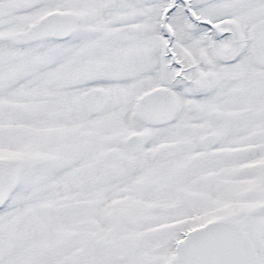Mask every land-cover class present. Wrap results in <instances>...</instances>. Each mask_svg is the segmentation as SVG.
I'll use <instances>...</instances> for the list:
<instances>
[{"label":"snow or ice","instance_id":"6c2138e0","mask_svg":"<svg viewBox=\"0 0 264 264\" xmlns=\"http://www.w3.org/2000/svg\"><path fill=\"white\" fill-rule=\"evenodd\" d=\"M0 264H264V0H0Z\"/></svg>","mask_w":264,"mask_h":264}]
</instances>
